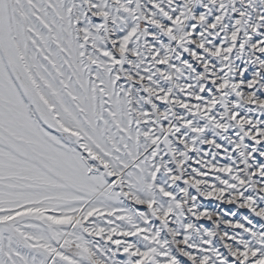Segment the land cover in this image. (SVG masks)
<instances>
[{
	"label": "snow or ice",
	"instance_id": "snow-or-ice-1",
	"mask_svg": "<svg viewBox=\"0 0 264 264\" xmlns=\"http://www.w3.org/2000/svg\"><path fill=\"white\" fill-rule=\"evenodd\" d=\"M0 264H264V0H0Z\"/></svg>",
	"mask_w": 264,
	"mask_h": 264
},
{
	"label": "rangeland",
	"instance_id": "rangeland-1",
	"mask_svg": "<svg viewBox=\"0 0 264 264\" xmlns=\"http://www.w3.org/2000/svg\"><path fill=\"white\" fill-rule=\"evenodd\" d=\"M222 207H225V206H222Z\"/></svg>",
	"mask_w": 264,
	"mask_h": 264
}]
</instances>
